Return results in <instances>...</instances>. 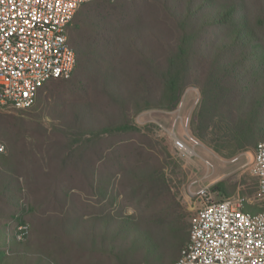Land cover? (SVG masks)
Returning a JSON list of instances; mask_svg holds the SVG:
<instances>
[{"label":"trees","instance_id":"1","mask_svg":"<svg viewBox=\"0 0 264 264\" xmlns=\"http://www.w3.org/2000/svg\"><path fill=\"white\" fill-rule=\"evenodd\" d=\"M126 1L91 0L77 10L74 27L71 22L67 28L69 45L76 55L75 69L69 79L51 80L39 90L51 93L53 84L48 85L51 82L76 85L81 82L80 78L86 80L77 87L80 89L84 84L85 93L78 95L77 100L55 108L49 122L53 132L48 131L51 141L46 144L62 148L58 159L61 168L73 170V176L79 179L87 193L101 197V191H108L111 196L113 185L108 180L103 184L100 170L91 158L96 154L98 142L121 132L136 131L131 117L139 111L158 107L170 111L177 109L184 92L191 87L198 88L200 93L193 127L196 139L217 154L255 153L258 145L264 142V0H258V3H253L255 0H201L199 4H195V0ZM93 6L109 8L114 13L123 12L127 16L124 31L115 32L112 27H100L98 23L88 21L89 31L82 34L79 29L82 28L81 17L89 15ZM139 6L151 9L147 22ZM78 18L80 22H77ZM39 92L35 103L22 110L38 108L41 113L44 98L42 101L38 98ZM93 92L102 94L113 106L114 113L107 115L97 111ZM162 97L165 101L158 102ZM208 135L211 138L207 141ZM56 137L59 142H55ZM10 161H13L12 157ZM40 162L45 163L46 159L42 158ZM33 165L23 172L18 167H11L5 177L0 169V219H4L7 212L16 214L7 210V199L26 196L32 198L35 205H41L34 197L33 188H37L39 195L47 189L50 197L54 193L56 201L70 204L74 213L60 216L50 225L44 222L37 233L40 241L37 247L48 254L50 261L54 260L53 264L59 263L56 251L50 250L47 244L52 246L42 238L52 236L66 248L99 253L104 251L112 222L116 223L117 229L130 226L135 229L128 234V239L133 238L126 241V248L112 250L116 264H144L143 261L149 264L146 260L156 257L145 254L143 261H139L132 256L139 243L149 248L147 241L151 235L144 234L145 219L117 217L120 210L109 215L101 212L82 216L68 200L76 195L73 189L79 190L72 188L70 182V189L67 187L70 198L66 191L61 192L65 200L60 198L58 192L50 190V178L45 182L35 180ZM65 169L61 174L67 173ZM38 170L45 172L42 167ZM159 175L146 176L155 182L158 188L155 192L164 189L160 186L164 181ZM255 180L258 187L257 178ZM72 183L74 185V180ZM227 199L232 198L216 202ZM172 214L170 241H176V245L170 244V258H177L175 264L188 242L190 224L178 212ZM160 257L166 259L168 254Z\"/></svg>","mask_w":264,"mask_h":264},{"label":"rangeland","instance_id":"2","mask_svg":"<svg viewBox=\"0 0 264 264\" xmlns=\"http://www.w3.org/2000/svg\"><path fill=\"white\" fill-rule=\"evenodd\" d=\"M200 2L201 0H195V4ZM255 2L258 3V0L253 1ZM139 7L142 10L141 15L147 22L151 9ZM89 10L90 14L81 17V22L80 18L77 19L81 24L82 28L79 29L82 34L89 31L88 21H94L100 27H112L115 32L124 31L127 16L123 12L114 13L109 8L98 6L90 7ZM77 15L78 12L72 19L73 27ZM80 79L81 82L76 85L49 83L48 85L53 84L50 88L51 93H44L41 90L38 95L41 101L44 98L41 113L38 112V108H33L34 111H0V169L3 177L11 167L14 169L18 167L23 172L27 166L33 165L31 162L39 163L40 166L33 165L31 168L35 180L43 179L45 182L50 178L49 184L52 182L50 190L58 192L60 198L65 200L64 196H61L62 191L69 195L70 182L72 188L79 190L73 189L76 195L72 198L69 195L68 200L73 202L74 209L83 214L82 216L101 212L109 215L120 210L117 217L136 216L139 220L145 219L147 227L141 229H145L144 234L151 235L149 242L147 241L149 248L143 245L144 243H139L140 246L133 251L132 256L139 258V261H143L145 254H149L150 257L156 256L146 260L149 264H173L177 260L170 258V244L173 243L170 241V220L174 216L173 212L184 216L186 222L190 224L195 210L205 205L203 201L216 202L224 198L241 200L243 209L249 214L264 212V200L258 196L256 180L250 173L252 152L245 151L232 156H226V152L217 154L200 140L198 141L201 147L195 148V155L192 157H181L174 151L172 138L184 140L190 146L188 136L196 139L193 127L200 105V93L196 87L188 88L184 92L177 109L170 111L158 107L139 111L131 117V124L136 131L121 132L100 140L95 148L96 154L91 158L95 167L100 170L103 184L105 185V181L108 180L113 185L110 187L111 196L108 195V191L107 193L101 191L102 193H99L101 197L87 193L84 187L80 186L79 179L73 176V170L61 168L58 159L61 158L62 148L46 144L51 141L48 136L49 132L53 131L49 122L55 108L60 104L75 101L78 95L85 93L84 84L82 88L77 89L79 84L86 82L85 79ZM92 100L97 111H103L107 115L114 113L113 106L102 94L93 92ZM164 101L162 97L158 102ZM210 138L208 135L207 141ZM55 142H59L57 137ZM11 157L13 161H10ZM42 158L46 159L45 163L40 162ZM39 167L45 172L40 173ZM63 169L67 173L61 174ZM158 173L165 185L161 184L164 189L155 192L158 191L155 182L146 176ZM36 189L33 188L34 197L41 205L38 203L35 205L32 198L26 196L21 199L17 197L7 199L5 205L7 210H12L16 214L7 212L4 219H0V264H53L54 260L50 261L48 254L37 247L40 242L37 233L44 222L50 225L54 219L70 215L73 210H70V204L61 203V200L56 201L54 193L50 197L47 189L40 195ZM102 198L104 201H101ZM21 226L27 228V234L19 240L17 236ZM116 229V223L112 222L104 251L99 253L66 248L61 241L48 235L42 239L52 246L47 244L50 250L52 248L56 251L55 255L59 260V263L56 261L57 264H116L111 255L112 250L116 249L115 247L126 248L128 246L126 241L133 238L128 239V234L135 230L134 226ZM174 242L176 245V241ZM164 253L168 254L166 259L160 257ZM143 263L146 264L144 261Z\"/></svg>","mask_w":264,"mask_h":264},{"label":"built area","instance_id":"3","mask_svg":"<svg viewBox=\"0 0 264 264\" xmlns=\"http://www.w3.org/2000/svg\"><path fill=\"white\" fill-rule=\"evenodd\" d=\"M90 1L0 0V111L27 109L47 82L70 78L76 55L67 28ZM187 141L191 146L172 138L181 157L201 147L193 136ZM250 173L264 200V142L251 155ZM203 203L191 216L189 239L175 264H264V212L245 213L239 199ZM26 234L19 227L17 238Z\"/></svg>","mask_w":264,"mask_h":264}]
</instances>
